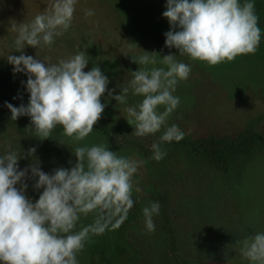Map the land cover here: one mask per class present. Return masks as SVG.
<instances>
[{
  "label": "rangeland",
  "instance_id": "374dc122",
  "mask_svg": "<svg viewBox=\"0 0 264 264\" xmlns=\"http://www.w3.org/2000/svg\"><path fill=\"white\" fill-rule=\"evenodd\" d=\"M0 93V264H264V0H0Z\"/></svg>",
  "mask_w": 264,
  "mask_h": 264
},
{
  "label": "trees",
  "instance_id": "16d2710c",
  "mask_svg": "<svg viewBox=\"0 0 264 264\" xmlns=\"http://www.w3.org/2000/svg\"><path fill=\"white\" fill-rule=\"evenodd\" d=\"M0 96H3L0 93ZM215 144L212 147H208V145H205V149L206 151L212 156L214 157H220L224 162H227V152L231 151V152H238V148L236 147V145L234 144H227V143H223V141H216L214 142Z\"/></svg>",
  "mask_w": 264,
  "mask_h": 264
}]
</instances>
